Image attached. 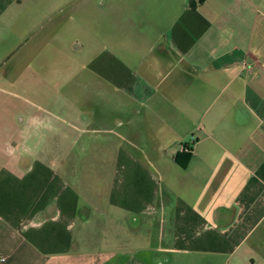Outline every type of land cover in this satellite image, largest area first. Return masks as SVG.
I'll list each match as a JSON object with an SVG mask.
<instances>
[{"label":"crops","instance_id":"1","mask_svg":"<svg viewBox=\"0 0 264 264\" xmlns=\"http://www.w3.org/2000/svg\"><path fill=\"white\" fill-rule=\"evenodd\" d=\"M24 49L0 264H264V0H0V72Z\"/></svg>","mask_w":264,"mask_h":264},{"label":"rangeland","instance_id":"2","mask_svg":"<svg viewBox=\"0 0 264 264\" xmlns=\"http://www.w3.org/2000/svg\"><path fill=\"white\" fill-rule=\"evenodd\" d=\"M74 40H71L72 46H69L68 41L67 40H56L55 44L57 45H62L63 48H56L55 44H54V50L55 53L54 55L48 54L47 52H49L50 49H52V43L54 42L53 40L51 41V43H49V40H45L43 44V51L41 52V54L39 55V61L40 62H54V63H65V64H71V65H79L82 64L84 62H87L90 60V58L92 57V54L87 53L85 54L84 52H79V50L76 49V45L75 42L73 44ZM41 43V40H40ZM50 44V45H49ZM49 45V46H48ZM74 45V46H73ZM42 46V43L40 45V47ZM42 47L40 48L41 51ZM48 49V50H47ZM29 49H24L23 53H18V54H12L9 56H6V66H5V70L0 72V75L5 74L6 77L5 81L3 83V89L2 91H0V97L1 98H10L13 97L14 95H21V94H25V93H29L28 91H26L25 89L19 88L18 86L15 85H20L24 82L25 85H29L30 82V72H21L18 70H15V67H17V65L19 64H28L30 63L36 56V54L31 55L28 51ZM71 50V52H70ZM19 67H24L23 65H19ZM18 67V68H19ZM45 73V72H44ZM50 74L49 79H53V73L52 72H48ZM55 73V72H54ZM66 75V71L64 72ZM22 75V76H21ZM58 75V72H57ZM20 76V80L18 81ZM59 77H64V74L62 76V72H60ZM34 78V77H33ZM46 78V74H44L43 78H37L40 81V85H43L42 79L45 80ZM72 78H77V76H73ZM80 78V77H79ZM38 81V82H39ZM45 82V81H44ZM1 84V83H0ZM40 90L45 88H39ZM43 94H47V92L43 91ZM13 108L11 106V104H3L0 106V113H7L10 114L12 113ZM185 264H191V263H185ZM199 264V263H197ZM231 264H235V262H232Z\"/></svg>","mask_w":264,"mask_h":264},{"label":"built area","instance_id":"3","mask_svg":"<svg viewBox=\"0 0 264 264\" xmlns=\"http://www.w3.org/2000/svg\"><path fill=\"white\" fill-rule=\"evenodd\" d=\"M2 261L4 262V261H5V259L3 258V259H2Z\"/></svg>","mask_w":264,"mask_h":264}]
</instances>
